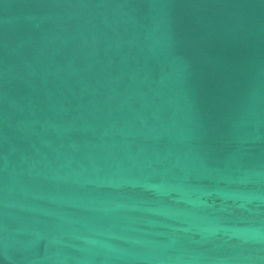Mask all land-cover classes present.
Segmentation results:
<instances>
[{
	"label": "water",
	"instance_id": "1",
	"mask_svg": "<svg viewBox=\"0 0 264 264\" xmlns=\"http://www.w3.org/2000/svg\"><path fill=\"white\" fill-rule=\"evenodd\" d=\"M0 264H264V0H0Z\"/></svg>",
	"mask_w": 264,
	"mask_h": 264
}]
</instances>
